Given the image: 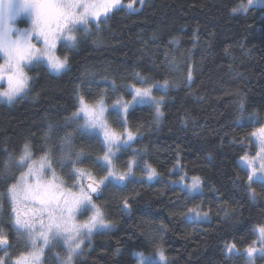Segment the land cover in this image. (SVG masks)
<instances>
[{"label": "trees", "instance_id": "trees-1", "mask_svg": "<svg viewBox=\"0 0 264 264\" xmlns=\"http://www.w3.org/2000/svg\"><path fill=\"white\" fill-rule=\"evenodd\" d=\"M241 3L247 0H147L137 13H111L99 30L91 25L87 34L77 31L75 48H58L59 56H68L66 71L55 75L44 64L27 69L25 93L12 103L0 100V228L7 233L11 260L26 246L10 221L8 189L20 169L5 167V161L18 157L29 142L33 156L50 153L51 170L71 187V160L60 166L61 140L70 136L72 159L82 154L78 167L99 178L101 172L91 161L101 155L100 146L81 134V121L74 117L78 93L93 104L107 90L105 103L111 107L119 97L131 98L123 88L140 71L175 84L158 125L152 123L148 106H137L128 116L132 131L142 127L133 145L143 153L140 167L146 160L159 177L129 184L122 193L110 188L101 192L96 203L111 230L92 234L74 264H136L134 252L148 254L159 246L168 264H246V257L226 258L225 245L235 243L243 252L255 239L253 226L264 225V190L253 185L252 200L233 184L244 185L246 175L237 161L253 149L249 134L254 126L264 125V7L234 14L232 8ZM173 38L178 42L170 44ZM166 56L175 57V65L166 63ZM241 103L246 111L238 119ZM108 120L119 131L116 114L110 111ZM131 151L119 154V170ZM178 159L181 174L202 177L203 191L195 198L172 183L180 176L172 171ZM140 176L137 171L136 178ZM124 197L131 201L130 210L123 208ZM197 205L209 213L207 222L185 217ZM225 211L230 219L224 218ZM254 264H264V257H256Z\"/></svg>", "mask_w": 264, "mask_h": 264}, {"label": "snow or ice", "instance_id": "snow-or-ice-1", "mask_svg": "<svg viewBox=\"0 0 264 264\" xmlns=\"http://www.w3.org/2000/svg\"><path fill=\"white\" fill-rule=\"evenodd\" d=\"M146 3L147 0H127L126 3L124 0H0V60L3 61L0 63V99L12 103L25 93L29 86L25 69L33 64H46L55 74L66 71L69 59L67 55L61 58L56 54L58 43L66 50H71L78 43L75 35L77 31L83 29L87 34L88 25L91 24L99 30L111 13L124 11L131 15L141 11ZM257 5L264 7V0H247V3L233 7L232 12H247L249 8ZM21 16L30 21L29 28L15 27L13 22ZM41 42L42 46H39ZM177 42V38L169 41L170 44ZM165 62L175 65L176 59L173 57L168 60L166 56ZM192 79L193 68L190 65L187 70L189 85ZM5 81L7 87L3 88ZM173 87L175 84L168 78L161 81L151 74L134 71L132 83L123 88L125 94L131 98L126 101L122 97L117 98L111 109L116 114L119 131L108 123L105 103L107 90L102 91L93 104L87 103L84 96L78 93L79 107L74 117L76 121L83 120L79 127L81 134L94 138L100 146L101 155L91 161L92 166L101 172L99 178L78 167L84 162L82 154L77 153L72 159L70 136L61 140L60 166L66 167L64 161L71 160L73 167L69 178L74 181L71 187L65 185L54 171L51 172V179H46L49 169L52 168L49 162L50 153H45L38 162L29 163L32 160V149L29 142L24 143L16 166L20 170L27 166V171H22L19 181L8 189V193L12 205V229L17 235L26 234L30 247L26 246L24 251L18 253L11 260V264H39L44 247L55 238L64 241L70 260L73 255L78 254L85 238L94 232L111 230L112 226L106 221L102 208L94 202L103 190L110 188L122 193L129 184L145 181L152 183L158 179L157 169L146 160L144 167H140V162L144 159L143 153L134 149L133 145L138 142L142 127L132 131L128 116L135 107L148 106L154 113L152 123L158 125L164 115L162 108L165 99ZM110 90L113 93L117 91L115 82L110 85ZM155 93H159V96ZM239 111L238 119H242L246 111L243 103L240 104ZM250 123L255 124L258 121L250 120ZM249 136L254 138L257 151L255 156L244 151L239 157L237 167L246 175V181L244 185H238L235 181L233 184L246 191L250 199L255 200L253 185L258 184L264 190V125L254 126ZM249 143L252 141L249 140ZM129 149L132 151L121 171L116 167V161L120 153ZM11 159L9 156L5 167L11 164ZM180 167L178 159L172 171L177 172ZM137 171L141 172L138 179ZM172 183L179 184L192 198L203 191L202 177L198 175L189 177L184 173ZM122 203L124 209H131L128 197H124ZM85 213L90 215L83 223H78V216ZM184 215L187 219L207 222L209 213L202 211L197 205L189 207ZM224 218L230 219L227 211ZM252 235L255 239L243 252L236 251L235 243L226 244V258L246 257V264H254L256 257H264V225H254ZM9 247L7 233L0 228V251L4 252V256L0 257V264H9ZM133 256L136 264H168L162 246L148 254L136 251Z\"/></svg>", "mask_w": 264, "mask_h": 264}, {"label": "rangeland", "instance_id": "rangeland-1", "mask_svg": "<svg viewBox=\"0 0 264 264\" xmlns=\"http://www.w3.org/2000/svg\"><path fill=\"white\" fill-rule=\"evenodd\" d=\"M124 2L126 3L127 1L124 0ZM258 7H261L259 5H257ZM137 7H139V5H137ZM14 25L15 27L19 28V29H25V28H29L31 26L30 24V21L27 19V17H24V16H21V17H18L14 22ZM91 25H94V24H91ZM91 25H88V28L91 26ZM34 43H36V41H33ZM39 46H42V42ZM60 47L59 43H58V46H57V52L56 54L58 55V48ZM62 58V57H61ZM3 61L0 60V63H2ZM34 65V64H33ZM46 66V64H44ZM31 67V66H30ZM29 67V68H30ZM28 69V68H27ZM27 69H25L26 71V74H27ZM50 71V70H49ZM51 72V71H50ZM53 73V72H51ZM55 74V73H53ZM28 75V74H27ZM55 75H58V74H55ZM7 87V84H6V81L3 82V88H6ZM1 101H4L6 103H8L7 101L5 100H2L0 99ZM107 109H108V113L111 111L112 109V106L111 107L109 105H107ZM79 107V106H78ZM108 118V117H107ZM81 124L83 123V120L81 119ZM108 123H109V120H108ZM110 125V123H109ZM252 140V143H253V149L252 151L250 152L253 156H255L256 154V151H257V148L255 146V142H254V138H251ZM20 154L21 152L19 153L18 157L14 158V157H11V165L12 166H16L18 163H19V157H20ZM41 157H35L32 155V160L29 161V163H31L32 161H39ZM22 171L26 172L27 171V166H25L22 170H20V174L18 175L16 181L14 184H16L18 181H19V178L22 174ZM51 172L52 170L49 169V175L46 177V179H51ZM178 173H180V175H183L181 174V171H177ZM96 203V201H94ZM97 204V203H96ZM90 215V213H85L84 215L82 216H78V219H77V222L78 223H83L87 217ZM95 233V232H94ZM93 233V234H94ZM22 238L25 240V246H28L30 247V245H28V240H27V236L26 234L25 235H21ZM89 238L90 237H87L84 239L82 245H81V248L79 249L78 251V254L76 255H73L71 257V259L69 260V257H68V248L67 246L65 245L64 241L60 238H55L53 239L47 246L44 247L43 249V253L41 255V259H40V262L39 264H52V263H55V264H74L76 258L81 254V252L83 251L84 249V246L86 244V242L89 241ZM237 251V250H236ZM4 256V254L2 255ZM1 256V257H2ZM9 256V255H8ZM10 258V257H9ZM11 260V259H10ZM9 260V261H10ZM14 260V259H13ZM11 264V262H10Z\"/></svg>", "mask_w": 264, "mask_h": 264}, {"label": "water", "instance_id": "water-1", "mask_svg": "<svg viewBox=\"0 0 264 264\" xmlns=\"http://www.w3.org/2000/svg\"><path fill=\"white\" fill-rule=\"evenodd\" d=\"M94 196H95V194H93ZM100 197H101V193L99 194V196H98V198L97 199H95V201H98L99 199H100ZM3 251H0V253H2Z\"/></svg>", "mask_w": 264, "mask_h": 264}, {"label": "flooded vegetation", "instance_id": "flooded-vegetation-1", "mask_svg": "<svg viewBox=\"0 0 264 264\" xmlns=\"http://www.w3.org/2000/svg\"><path fill=\"white\" fill-rule=\"evenodd\" d=\"M1 254V253H0Z\"/></svg>", "mask_w": 264, "mask_h": 264}]
</instances>
